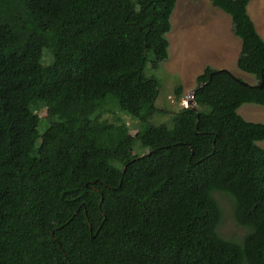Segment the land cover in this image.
<instances>
[{
  "label": "trees",
  "instance_id": "1",
  "mask_svg": "<svg viewBox=\"0 0 264 264\" xmlns=\"http://www.w3.org/2000/svg\"><path fill=\"white\" fill-rule=\"evenodd\" d=\"M249 1L210 0L256 82L207 65L193 104L153 123L169 111L145 69L168 57L176 0H0V264H264V122L237 112L264 105ZM216 191L239 242L217 231Z\"/></svg>",
  "mask_w": 264,
  "mask_h": 264
},
{
  "label": "rangeland",
  "instance_id": "2",
  "mask_svg": "<svg viewBox=\"0 0 264 264\" xmlns=\"http://www.w3.org/2000/svg\"><path fill=\"white\" fill-rule=\"evenodd\" d=\"M247 11L255 24L256 30L264 40V0H250ZM171 29L166 37L169 41L168 57L157 67H153V53L150 52L149 62L145 73L154 76L159 85V92L155 105L168 110L166 114L153 117V123L165 122L180 107L187 105L191 100L192 91L196 87L197 76L209 65L218 68V57L214 52L223 53L225 66L234 75L245 82L255 83L252 75L240 71L236 66V58L240 53L241 41L233 34L232 21L226 12L215 7L210 0H176L175 7L170 17ZM230 35V36H229ZM224 48V52H220ZM225 52H229L226 55ZM216 59V60H215ZM180 85L182 93L180 100L175 99L174 89ZM122 112V111H121ZM115 110L106 112L104 117L114 121L116 116L122 118L123 128L135 134L140 121L131 115ZM237 112L246 120L264 122V105L243 103ZM41 118L39 131L42 132L53 118L46 117L47 109L41 108L38 112ZM264 148V140L257 142ZM144 149L135 147L131 152L141 153ZM222 211L221 221L217 227L218 233L227 239L241 241L247 229L236 224L233 219V202L231 197L220 191L213 193Z\"/></svg>",
  "mask_w": 264,
  "mask_h": 264
},
{
  "label": "crops",
  "instance_id": "3",
  "mask_svg": "<svg viewBox=\"0 0 264 264\" xmlns=\"http://www.w3.org/2000/svg\"><path fill=\"white\" fill-rule=\"evenodd\" d=\"M230 36V35H229ZM220 52H224V48H222L221 49V51ZM226 53V55H228V53L229 52H225ZM230 54V53H229ZM214 58H217L218 57V60L220 61L219 62V66H218V68H216V69H221V68H225V69H227V70H229L228 68H227V66H225L224 64H225V60H223V53H216V52H214V56H213ZM238 57V56H237ZM237 59V58H236ZM216 60V59H215ZM215 68V67H214Z\"/></svg>",
  "mask_w": 264,
  "mask_h": 264
},
{
  "label": "water",
  "instance_id": "4",
  "mask_svg": "<svg viewBox=\"0 0 264 264\" xmlns=\"http://www.w3.org/2000/svg\"><path fill=\"white\" fill-rule=\"evenodd\" d=\"M219 70H226V71H228V70L225 69V68H221V69H219ZM243 83H245V81H243ZM262 85H263V81H261L260 84H259L258 86L261 87ZM193 91H194V90H193ZM193 91H192V95H191V97H193ZM190 103L193 104V102L190 100V101L187 102V105H186V106H188Z\"/></svg>",
  "mask_w": 264,
  "mask_h": 264
},
{
  "label": "clouds",
  "instance_id": "5",
  "mask_svg": "<svg viewBox=\"0 0 264 264\" xmlns=\"http://www.w3.org/2000/svg\"><path fill=\"white\" fill-rule=\"evenodd\" d=\"M191 98V101H192V97H190ZM188 101H190V100H188ZM190 104H192V103H190ZM186 106V105H185Z\"/></svg>",
  "mask_w": 264,
  "mask_h": 264
}]
</instances>
